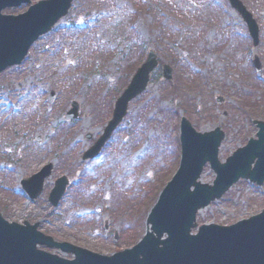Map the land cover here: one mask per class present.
Instances as JSON below:
<instances>
[{
	"label": "rangeland",
	"instance_id": "374dc122",
	"mask_svg": "<svg viewBox=\"0 0 264 264\" xmlns=\"http://www.w3.org/2000/svg\"><path fill=\"white\" fill-rule=\"evenodd\" d=\"M243 1L261 27L257 48L228 0H73L68 16L31 48L24 63L0 75L3 217L38 223L57 241L109 256L145 234L152 204L142 217L141 201L178 169L182 117L190 116L198 131L220 127L221 160L255 138L253 121H264V0ZM150 50L161 65H171L173 80H164L160 66L148 89L130 103L105 152L83 160ZM255 57L260 72L252 64ZM74 102L78 116L69 121ZM48 163L55 165L53 174L32 201L21 182ZM62 176L70 186L53 207L48 197ZM214 178L207 166L202 180ZM263 209L264 186L241 180L204 208L198 223L230 225Z\"/></svg>",
	"mask_w": 264,
	"mask_h": 264
},
{
	"label": "water",
	"instance_id": "95a60500",
	"mask_svg": "<svg viewBox=\"0 0 264 264\" xmlns=\"http://www.w3.org/2000/svg\"><path fill=\"white\" fill-rule=\"evenodd\" d=\"M229 1L246 22L254 46H258L260 28L252 13L241 0ZM27 2L30 0H0V73L20 65L30 47L68 14L73 0L41 1L19 16L2 14L6 8ZM254 64L260 71L258 57ZM158 65L157 55L151 50L117 99L104 134L85 153V160L98 155L126 117L129 103L146 90ZM163 69L164 78L172 80V68L165 65ZM78 109L74 102L67 118H77ZM254 124L258 128L257 138L250 139L222 163L219 150L224 132L220 128L198 132L187 118L182 119L179 169L160 193L147 217V232L133 248L109 256L98 254L55 241L38 230V223H11L0 213V264H264V210L231 226L202 225L196 235L192 234L198 227V212L221 199L240 179L264 184V122L256 120ZM207 163L216 173L212 184L199 181ZM53 169L54 164L49 163L23 180L22 188L32 200L41 195ZM68 183L66 176L56 181L49 195L53 206L61 201ZM39 246L57 248L73 258L60 257Z\"/></svg>",
	"mask_w": 264,
	"mask_h": 264
},
{
	"label": "trees",
	"instance_id": "16d2710c",
	"mask_svg": "<svg viewBox=\"0 0 264 264\" xmlns=\"http://www.w3.org/2000/svg\"><path fill=\"white\" fill-rule=\"evenodd\" d=\"M169 62H170L171 64H173V63H174V60L170 59ZM127 63H128V68H127L126 70L129 71V72H131V71H132V68H134V66L130 68V62L127 61ZM162 182H163V181H161V182L159 183V185H158V189H157V191H156L155 193H152V194L150 193V194H148V195H144V197H143L144 199L141 201V203H143V204L145 205V208H144V209L141 208V210H140V215H142V217H143V214H144V210H145L146 208H148L151 204H152V206H153V204L155 203L156 198L158 197L157 195H158L159 192H160V189H162L163 186H164V184H163ZM159 188H160V189H159ZM152 206H150V207L148 208V211L150 210V208H151ZM130 207L133 208L132 205L128 206L127 209H126V212H127V213H130ZM142 209H143V211H142ZM148 211L146 212V215H147ZM130 225H131V223H130ZM127 232H128V230H127Z\"/></svg>",
	"mask_w": 264,
	"mask_h": 264
},
{
	"label": "flooded vegetation",
	"instance_id": "af4514ba",
	"mask_svg": "<svg viewBox=\"0 0 264 264\" xmlns=\"http://www.w3.org/2000/svg\"><path fill=\"white\" fill-rule=\"evenodd\" d=\"M33 1H36V0H33ZM23 8V7H22Z\"/></svg>",
	"mask_w": 264,
	"mask_h": 264
}]
</instances>
